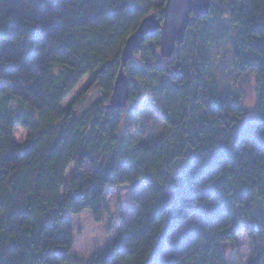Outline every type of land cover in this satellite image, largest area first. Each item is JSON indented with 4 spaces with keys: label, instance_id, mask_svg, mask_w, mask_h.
I'll return each mask as SVG.
<instances>
[{
    "label": "trees",
    "instance_id": "obj_1",
    "mask_svg": "<svg viewBox=\"0 0 264 264\" xmlns=\"http://www.w3.org/2000/svg\"><path fill=\"white\" fill-rule=\"evenodd\" d=\"M165 1L0 0V264H67L69 216L101 222L122 186L139 213L85 264H151L167 239L153 264H231L241 234L248 264H264V0H212L170 58L158 31L146 38L125 68L137 77L127 107L157 101L165 130L130 142L127 107L106 106L127 38L146 16L162 20ZM218 45L237 81L254 78L252 113L225 91ZM85 77L101 95L78 115L88 88L64 103Z\"/></svg>",
    "mask_w": 264,
    "mask_h": 264
},
{
    "label": "rangeland",
    "instance_id": "obj_2",
    "mask_svg": "<svg viewBox=\"0 0 264 264\" xmlns=\"http://www.w3.org/2000/svg\"><path fill=\"white\" fill-rule=\"evenodd\" d=\"M225 46L218 45L215 48V52H220V59L224 55V61L217 60V73L221 77L225 91L227 93L235 94L237 97L243 96L244 107L249 113L255 110L256 105V87L254 78L249 76V79L245 82H239L235 79V75L232 73V69L228 67L227 54L228 51ZM225 64V65H224ZM133 66V65H131ZM130 66V67H131ZM56 72L60 71V67L55 68ZM136 70L132 69V73L129 74L130 79H136L134 75ZM89 78L85 77L83 81L78 85L76 90L67 98L64 105L67 106L76 97L89 86ZM101 92L97 85L89 87L83 92L82 98L76 105L75 113L80 115L90 104L100 97ZM16 102H13L15 108ZM158 102H146L142 107L139 105L128 106L124 114V127L123 133L127 136L128 140L136 141L138 143H152L160 137L163 130H165V123L161 120L158 112ZM26 131L24 129H16L15 137L19 141H22L25 137ZM192 155L188 160L179 162L183 165L186 161L192 159ZM73 167L68 171L71 172ZM141 192L144 198L148 197L146 189L141 186ZM106 213L101 222L94 221L92 214L89 210L69 216V222L75 228V244L71 252L70 259L67 264H85L87 260L95 253L100 252L110 241H112L123 224L129 223L139 213L140 207L137 203L131 200L130 187L122 186L114 189H110L106 192ZM194 219L189 218L174 233L172 237L180 230L184 229ZM169 252L168 239L166 240L162 251L151 261V264L161 259ZM226 254L231 259V264H248L251 257L250 242L245 234H241L237 240V245H230L226 248Z\"/></svg>",
    "mask_w": 264,
    "mask_h": 264
},
{
    "label": "water",
    "instance_id": "obj_3",
    "mask_svg": "<svg viewBox=\"0 0 264 264\" xmlns=\"http://www.w3.org/2000/svg\"><path fill=\"white\" fill-rule=\"evenodd\" d=\"M212 0H166L163 18L157 14L146 16L137 29L127 38L122 52V64L114 82L107 108L125 109L130 100V79L125 71L128 63L143 46L146 38L159 32V50L164 58H170L186 36L193 15H207ZM194 13V14H193Z\"/></svg>",
    "mask_w": 264,
    "mask_h": 264
},
{
    "label": "snow or ice",
    "instance_id": "obj_4",
    "mask_svg": "<svg viewBox=\"0 0 264 264\" xmlns=\"http://www.w3.org/2000/svg\"><path fill=\"white\" fill-rule=\"evenodd\" d=\"M194 14V13H193Z\"/></svg>",
    "mask_w": 264,
    "mask_h": 264
}]
</instances>
